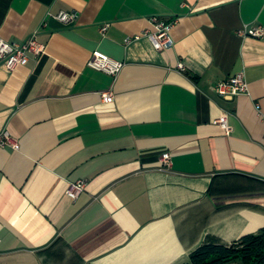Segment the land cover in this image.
Wrapping results in <instances>:
<instances>
[{"label": "crops", "instance_id": "crops-1", "mask_svg": "<svg viewBox=\"0 0 264 264\" xmlns=\"http://www.w3.org/2000/svg\"><path fill=\"white\" fill-rule=\"evenodd\" d=\"M153 18L176 22L173 48L127 45ZM260 26L264 0H0V39L46 46L0 65V134L19 145L0 146V264H190L261 232L264 39L239 35ZM97 52L117 77L88 66ZM239 74L249 93L220 97Z\"/></svg>", "mask_w": 264, "mask_h": 264}, {"label": "built area", "instance_id": "built-area-1", "mask_svg": "<svg viewBox=\"0 0 264 264\" xmlns=\"http://www.w3.org/2000/svg\"><path fill=\"white\" fill-rule=\"evenodd\" d=\"M235 1L240 2L242 0ZM55 18L63 24H70L75 19V16L67 12H61ZM152 23L154 31H145L141 35L131 37L127 39L126 44L130 45L134 41L145 38L148 39L152 43L155 50L159 52L173 48L174 40L171 32L176 22H168L160 18H153ZM107 29L108 25L105 26L102 31L105 32ZM239 35L244 38L251 37L264 39V27H246L244 30L239 31ZM45 50V44L41 43L37 39L36 34L19 43L0 39V65L4 66L10 72H14L18 67L27 64L32 58H39L44 54ZM88 66L93 70L117 77L125 67V64L97 52L88 63ZM182 68L183 67L181 66V69ZM216 92L220 97L233 99L236 96L247 95L249 93V86L244 75L239 74L227 81L219 83L216 87ZM102 98L104 102L109 104L115 102V97L110 92L103 93ZM217 124L224 130L226 135H230L233 132V128L229 124V117L227 115L217 120ZM0 146H10L15 150L19 149L18 142L12 138L8 131H4L0 134ZM161 162L165 168H171L173 165L170 154H165L162 157ZM85 188V182H78L68 192L69 196L76 199L85 190Z\"/></svg>", "mask_w": 264, "mask_h": 264}, {"label": "trees", "instance_id": "trees-1", "mask_svg": "<svg viewBox=\"0 0 264 264\" xmlns=\"http://www.w3.org/2000/svg\"><path fill=\"white\" fill-rule=\"evenodd\" d=\"M190 264H264V229L244 236L230 247L210 238L191 255Z\"/></svg>", "mask_w": 264, "mask_h": 264}]
</instances>
